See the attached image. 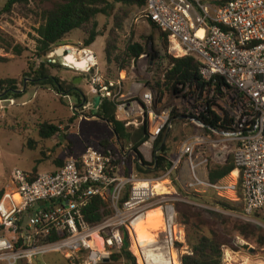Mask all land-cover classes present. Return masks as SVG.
<instances>
[{"label": "built area", "instance_id": "2783aa9c", "mask_svg": "<svg viewBox=\"0 0 264 264\" xmlns=\"http://www.w3.org/2000/svg\"><path fill=\"white\" fill-rule=\"evenodd\" d=\"M6 2L0 0V9ZM143 12L168 34L170 57L199 61L201 86L180 85L161 101L153 85L156 79L164 81L171 66L157 78L154 59L145 53L131 66L132 77L124 71L114 80L101 74L88 77L92 98L84 96L82 107L71 96H61L72 113L111 102L115 121L126 130L144 128L146 141L138 152L146 162L160 156L154 144L175 123L198 133L181 144L177 156H169L168 169L154 180L139 179L133 170L126 174L124 159L139 161L131 143L115 149L88 146L50 173L13 170L0 197V264H30L48 254L79 264L110 263L121 252L125 235L132 252L136 228L157 209L161 231H153V242L145 246L137 241V264L141 258L145 264H176L173 252L180 264L176 245L185 240V231L177 222L174 202L181 199L171 192L157 193L154 185L165 181L169 188L184 159L190 172L187 190L228 201L229 194L239 201L240 193L245 218L263 212L264 0H147ZM209 119L216 126L206 124ZM199 149L214 154L220 164L231 154L236 175L215 183L200 178L196 169L206 167L211 157L194 162ZM93 199L107 204L111 213L90 225L85 212ZM232 257V250L223 247L222 264H237Z\"/></svg>", "mask_w": 264, "mask_h": 264}, {"label": "rangeland", "instance_id": "374dc122", "mask_svg": "<svg viewBox=\"0 0 264 264\" xmlns=\"http://www.w3.org/2000/svg\"><path fill=\"white\" fill-rule=\"evenodd\" d=\"M35 14L36 11L31 6H17L8 13L1 12L0 9V81L15 79L19 89H22V80L27 79L23 74L29 72V67L37 68L40 63L34 54L37 37L35 29L38 27ZM96 21L98 31L102 32L103 36L98 37L90 47H83V40L86 37L83 31H73L61 44L55 45L46 57L48 62L56 66L50 69L52 76L64 81L80 79L74 85L88 101L92 98L89 93L88 77L101 74L105 79L114 80L122 73L114 64L106 65L103 53L107 36L115 25L114 20L112 17L99 16ZM158 35L157 30L153 31L149 27L144 12L136 11L117 33V47L118 50H122L128 42L138 43L146 48V54L152 55L154 49L159 46ZM147 39H151L150 42ZM17 48L21 51L20 55L14 53ZM59 48H63V54L57 57L54 52ZM67 56L72 59L71 63L66 62ZM89 58L93 63L88 62ZM134 62L131 66L135 65ZM131 66L123 70L127 77L133 76L130 73ZM24 89L26 92L20 98L0 100V186L15 169L33 173L36 171L37 174L50 173L60 167L58 163H64L71 157H79L88 146L105 145L117 148L118 144L108 125L92 117L90 110L72 113L68 102L49 88L26 85ZM45 124L56 127L58 132L51 138H44L40 127ZM196 133L198 131L190 126L175 123L166 141L170 156L173 158L177 156L181 144ZM203 156H210L209 162L220 164L214 159V154L205 149L197 150L193 161L199 162ZM230 156L232 155L228 154L227 160ZM205 173L204 166L196 169V174L202 179ZM138 178L146 180L139 175ZM189 180L188 160L184 159L170 181L169 191L176 200L190 197L191 194L186 193ZM201 195L200 200L192 201L195 211L200 212L204 222L223 238L225 242L223 247L233 252L232 260L237 264H264V251L258 249L254 241L243 240L234 230L237 226H249L260 235H264V209L262 213L245 218L242 202L235 201L233 195L229 194L227 197L235 202L234 205L239 211L216 208L211 195ZM180 244L181 246H178ZM135 247L136 243L132 252L129 251L133 259L120 252L106 264H137ZM176 247L180 258L190 252L185 240L178 242ZM30 264H79V262L65 260L58 254H48L34 259Z\"/></svg>", "mask_w": 264, "mask_h": 264}, {"label": "trees", "instance_id": "16d2710c", "mask_svg": "<svg viewBox=\"0 0 264 264\" xmlns=\"http://www.w3.org/2000/svg\"><path fill=\"white\" fill-rule=\"evenodd\" d=\"M147 0H7L1 12L8 13L13 8L29 7L36 11L37 20L36 48L35 57L40 60L37 68H30L25 72L23 77L22 89L18 88V82L15 79L0 81V100L17 99L25 94V86L49 88L58 95L71 96L77 107H82L86 98L83 93L74 85V80L64 81L56 76H52L50 69L56 66L48 62L46 57L52 52L55 45L61 44L65 38L73 31H83L86 35L83 40V47H90L98 37H102V32L98 31L97 17H112L114 27L109 32L105 41L104 57L107 66L114 64L118 71L128 69L132 62L136 61L142 54L147 52L143 45L128 42L122 50L117 47V33L123 29V24L136 11H144ZM149 27L157 30L159 46L154 49L151 57L154 59L157 78L160 70L171 66L167 71L163 82L155 80L153 87L158 91L160 100H166L170 95L175 93L180 85L201 86L199 76V61L193 56H187L179 59H173L167 54L169 40L168 34L159 31L155 25L147 19ZM151 39H147L150 42ZM14 53L20 55L19 48ZM119 76V74H118ZM118 76L115 78L117 79ZM91 116L96 117L108 125L112 131L113 137L117 144L124 145L131 143L133 152L137 154L138 160L131 162L130 158H125L124 170L129 174L132 170L144 179H158L169 167V147L166 144L168 133H164L154 144L155 150L160 151V156H156L151 162L143 160L138 152L140 146L146 141L144 128L138 131H128L123 125L115 121L114 105L108 100H103L97 109L91 111ZM206 124L216 126L215 119L206 120ZM41 135L44 138H51L58 129L54 126L43 125L40 127ZM105 147V145H104ZM60 167L63 163H58ZM235 170V164L232 156L224 164H214L209 162L206 166L207 180L215 183L228 177ZM33 173V172H32ZM33 174H37L34 171ZM3 189L0 190V197ZM190 197L186 200L190 203L179 200L174 202V209L177 215L178 223L184 228L185 243L190 252L182 255L181 264H222V247L225 246L223 238L216 230L209 227L203 220L202 214L195 211L192 201L200 200L201 194L186 190ZM239 203L241 194L239 193ZM214 200L212 203L216 208L225 211H239L234 205L235 202L211 196ZM243 212V210H242ZM111 213L107 204L100 199H93L91 206L85 212V220L90 225H95ZM257 215V214H256ZM239 236L245 241H254L257 248L264 251V235H260L256 230L249 226H237L234 229ZM129 242L125 235V241L122 253L126 257L133 259L127 250ZM178 246H181L178 245ZM114 255L112 258H116Z\"/></svg>", "mask_w": 264, "mask_h": 264}, {"label": "bare ground", "instance_id": "6f19581e", "mask_svg": "<svg viewBox=\"0 0 264 264\" xmlns=\"http://www.w3.org/2000/svg\"><path fill=\"white\" fill-rule=\"evenodd\" d=\"M88 62L93 63V60L91 58L88 59ZM236 175V173H232L231 177H234ZM166 182H157L155 183V190L157 191V193L159 194H167L169 193V189L165 186ZM161 222H160V218H159V210H154V211H150L146 217V219L138 225V227L136 228V236L134 238V243H136L137 245V241L138 243H140L142 246H145L149 243L153 242V235L152 232L153 231H158L161 230ZM134 250V249H133ZM173 257L176 260V264H179L178 260H177V255L175 252H173ZM140 263V261H139ZM141 263H144L143 258H141Z\"/></svg>", "mask_w": 264, "mask_h": 264}, {"label": "water", "instance_id": "95a60500", "mask_svg": "<svg viewBox=\"0 0 264 264\" xmlns=\"http://www.w3.org/2000/svg\"><path fill=\"white\" fill-rule=\"evenodd\" d=\"M55 55L57 56V57H59V56H61L62 54H63V48H59V49H57V50H55ZM65 60H66V62L67 63H71L72 62V59L69 57V56H67L66 58H65ZM79 80L80 79H78V80H74V84H77L78 82H79ZM99 104V98H95L94 99V105L95 106H97Z\"/></svg>", "mask_w": 264, "mask_h": 264}, {"label": "crops", "instance_id": "0c3cea01", "mask_svg": "<svg viewBox=\"0 0 264 264\" xmlns=\"http://www.w3.org/2000/svg\"><path fill=\"white\" fill-rule=\"evenodd\" d=\"M188 170H189V169H188ZM204 179H207V173L204 174ZM5 183H6V181H4L3 184L0 186V190L4 188ZM168 189H169V188H168ZM179 261H180V257H179ZM180 264H181V262H180Z\"/></svg>", "mask_w": 264, "mask_h": 264}]
</instances>
